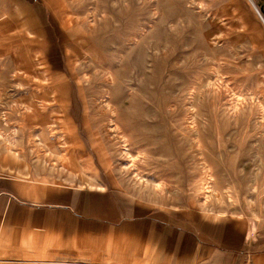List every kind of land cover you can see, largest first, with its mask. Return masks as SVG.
Listing matches in <instances>:
<instances>
[{
	"label": "rangeland",
	"instance_id": "obj_1",
	"mask_svg": "<svg viewBox=\"0 0 264 264\" xmlns=\"http://www.w3.org/2000/svg\"><path fill=\"white\" fill-rule=\"evenodd\" d=\"M7 155L152 226L264 237V0H17L0 21Z\"/></svg>",
	"mask_w": 264,
	"mask_h": 264
},
{
	"label": "crops",
	"instance_id": "obj_2",
	"mask_svg": "<svg viewBox=\"0 0 264 264\" xmlns=\"http://www.w3.org/2000/svg\"><path fill=\"white\" fill-rule=\"evenodd\" d=\"M16 3L0 0V21ZM12 161L0 158V264H264V237L250 223L152 226L113 193L63 186Z\"/></svg>",
	"mask_w": 264,
	"mask_h": 264
}]
</instances>
